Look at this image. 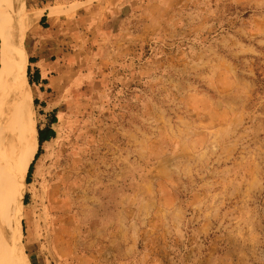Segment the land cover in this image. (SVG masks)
I'll return each mask as SVG.
<instances>
[{
    "label": "rangeland",
    "instance_id": "obj_1",
    "mask_svg": "<svg viewBox=\"0 0 264 264\" xmlns=\"http://www.w3.org/2000/svg\"><path fill=\"white\" fill-rule=\"evenodd\" d=\"M14 4L56 133L20 264H264V0Z\"/></svg>",
    "mask_w": 264,
    "mask_h": 264
},
{
    "label": "bare ground",
    "instance_id": "obj_2",
    "mask_svg": "<svg viewBox=\"0 0 264 264\" xmlns=\"http://www.w3.org/2000/svg\"><path fill=\"white\" fill-rule=\"evenodd\" d=\"M15 21L14 0H0V36L3 40L0 92L4 98L0 101V123L3 122L10 132L7 150L4 153L1 151L6 161L4 184L0 186V195L4 199L0 212V264L21 263L27 177L40 146L35 124L33 87L28 79L29 55L24 48V35L32 23L24 21L22 31L18 32Z\"/></svg>",
    "mask_w": 264,
    "mask_h": 264
},
{
    "label": "trees",
    "instance_id": "obj_3",
    "mask_svg": "<svg viewBox=\"0 0 264 264\" xmlns=\"http://www.w3.org/2000/svg\"><path fill=\"white\" fill-rule=\"evenodd\" d=\"M45 20V19H44ZM36 62V60L34 58H32L30 60L31 64H34ZM29 80H30V84L33 85H41V84H47V80L42 79L41 77V73L39 70L35 69L34 71H32V69L30 68L29 70ZM35 105L39 106L40 103L38 100L35 101ZM41 106H45V103H42ZM57 122V119L54 117L52 124H55ZM56 136L55 131L53 130V128L51 126L46 127L45 129L39 130V151L38 154L36 156V159L34 160V162L32 163V166L30 167V171H29V176H28V181L27 183L30 184V180H31V176L33 173V169H34V163L35 161L39 158L40 154H41V147L44 143L51 141L52 139H54ZM27 198L26 197V201L25 204L28 205L27 202Z\"/></svg>",
    "mask_w": 264,
    "mask_h": 264
},
{
    "label": "crops",
    "instance_id": "obj_4",
    "mask_svg": "<svg viewBox=\"0 0 264 264\" xmlns=\"http://www.w3.org/2000/svg\"><path fill=\"white\" fill-rule=\"evenodd\" d=\"M37 70H39V69L37 68Z\"/></svg>",
    "mask_w": 264,
    "mask_h": 264
},
{
    "label": "water",
    "instance_id": "obj_5",
    "mask_svg": "<svg viewBox=\"0 0 264 264\" xmlns=\"http://www.w3.org/2000/svg\"><path fill=\"white\" fill-rule=\"evenodd\" d=\"M39 138V137H38Z\"/></svg>",
    "mask_w": 264,
    "mask_h": 264
}]
</instances>
